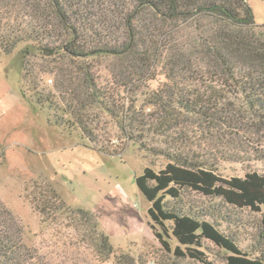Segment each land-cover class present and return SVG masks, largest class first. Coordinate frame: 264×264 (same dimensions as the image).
Instances as JSON below:
<instances>
[{
	"label": "trees",
	"instance_id": "trees-1",
	"mask_svg": "<svg viewBox=\"0 0 264 264\" xmlns=\"http://www.w3.org/2000/svg\"><path fill=\"white\" fill-rule=\"evenodd\" d=\"M0 51H17L35 103L94 149L120 155L124 140L165 158L135 184L149 203L146 228L171 264H264V26L247 0H0ZM214 157L242 175L219 173ZM187 194L208 204L178 207ZM35 198L40 215L66 211L77 230L89 229L70 247L87 242L95 264L146 263L116 251L96 213L42 191ZM244 212L260 218L248 248L217 223ZM0 220V264H46L12 238L2 202Z\"/></svg>",
	"mask_w": 264,
	"mask_h": 264
},
{
	"label": "rangeland",
	"instance_id": "rangeland-1",
	"mask_svg": "<svg viewBox=\"0 0 264 264\" xmlns=\"http://www.w3.org/2000/svg\"><path fill=\"white\" fill-rule=\"evenodd\" d=\"M247 4L255 23L264 26V1L247 0ZM17 51L8 56L0 51V202L14 217V225L9 229L12 238L21 240L46 264H95L87 242L70 247L81 240L82 231L88 228L77 230V220L66 211L58 212L53 219L35 211L38 210L35 196L42 191L49 198L60 197L70 208L96 213L101 231L107 234L116 251L140 254L145 264L159 263L161 256L171 264L169 256L164 257L157 250L146 228L144 214L149 203L135 184V176L145 167L158 170L166 164L165 158L141 151L124 140L120 155H108L94 149L79 131L66 129L52 115L53 111L35 103L21 82L22 64ZM48 79L46 88L50 84ZM95 124L102 130L94 135L97 145L102 142L106 121ZM115 140L116 137L108 142L104 139L105 147L117 146ZM214 163L223 175H242V166L237 163L218 159ZM251 166L262 168L256 163ZM207 204V200L187 194L177 206L188 209ZM259 220L258 216L244 212L233 218L231 224L218 220L217 223L242 248H248L253 246ZM222 256L214 250L216 261L222 260Z\"/></svg>",
	"mask_w": 264,
	"mask_h": 264
},
{
	"label": "built area",
	"instance_id": "built-area-1",
	"mask_svg": "<svg viewBox=\"0 0 264 264\" xmlns=\"http://www.w3.org/2000/svg\"><path fill=\"white\" fill-rule=\"evenodd\" d=\"M136 207H137V204H136Z\"/></svg>",
	"mask_w": 264,
	"mask_h": 264
}]
</instances>
